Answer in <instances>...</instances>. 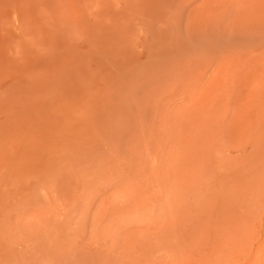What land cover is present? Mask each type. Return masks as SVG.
<instances>
[{
    "label": "rangeland",
    "instance_id": "1",
    "mask_svg": "<svg viewBox=\"0 0 264 264\" xmlns=\"http://www.w3.org/2000/svg\"><path fill=\"white\" fill-rule=\"evenodd\" d=\"M0 264H264V0H0Z\"/></svg>",
    "mask_w": 264,
    "mask_h": 264
}]
</instances>
